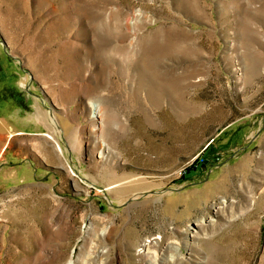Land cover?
<instances>
[{
    "label": "rangeland",
    "instance_id": "1",
    "mask_svg": "<svg viewBox=\"0 0 264 264\" xmlns=\"http://www.w3.org/2000/svg\"><path fill=\"white\" fill-rule=\"evenodd\" d=\"M1 88L0 264H264V0H0Z\"/></svg>",
    "mask_w": 264,
    "mask_h": 264
},
{
    "label": "crops",
    "instance_id": "2",
    "mask_svg": "<svg viewBox=\"0 0 264 264\" xmlns=\"http://www.w3.org/2000/svg\"><path fill=\"white\" fill-rule=\"evenodd\" d=\"M1 90H2V88L0 89V91ZM31 92L32 91L29 90V93H31ZM29 98H31L33 104H38V106H39V104L41 105V108H39V112L38 113L33 114V115H30L31 116L30 123H32L33 126H34V127H31L32 128V131H35V132L36 131H41V132H43L44 130H46L48 132V130L50 128H52L51 127L52 124H54L53 123L54 122L53 121V117H50L49 113H47L46 106L43 105L40 102V97L37 94H35V95L34 94H30L29 97H28V99ZM5 104L6 103H4L3 101H0V112H1V110L4 112ZM49 119L52 122V124L50 123ZM46 125L47 126L50 125V127L47 128ZM34 151H35V153H34L35 156L38 157L40 155L39 152L37 150H35V149H34ZM35 161L36 160H34L33 158H31L30 159V166H28L27 167L28 169H26V172L28 174H30V172H31L32 175H34V176L39 175L40 174L39 171L41 170V169H39L38 166L35 165ZM41 161L44 162L43 159H41ZM209 173H210V171H209ZM209 177H210V175H209ZM188 180H190V179H188ZM201 181L202 180H200V181H195V180L192 181L191 180V181H188V182H182L181 185H179L176 188H173V190H174L172 192L174 194L173 196L175 198H177V197H181V196H184V195H187V194L188 195H192V194H196V193L200 192L202 190V184H200ZM178 204L179 205L175 208V213H174V215L172 217V221L174 223L183 222L186 219H188L187 218L188 215H186V216L184 214L181 215V213H180V211H181L180 206H182L184 208V210H188V209H190V204L188 202H185V201L184 202H179Z\"/></svg>",
    "mask_w": 264,
    "mask_h": 264
},
{
    "label": "built area",
    "instance_id": "3",
    "mask_svg": "<svg viewBox=\"0 0 264 264\" xmlns=\"http://www.w3.org/2000/svg\"><path fill=\"white\" fill-rule=\"evenodd\" d=\"M202 153L203 151L184 159L179 167L172 172V174L177 178H182L185 177L191 169L202 166L206 162Z\"/></svg>",
    "mask_w": 264,
    "mask_h": 264
},
{
    "label": "bare ground",
    "instance_id": "4",
    "mask_svg": "<svg viewBox=\"0 0 264 264\" xmlns=\"http://www.w3.org/2000/svg\"><path fill=\"white\" fill-rule=\"evenodd\" d=\"M56 123H57V121H56ZM222 203L225 205V204H227L228 203V201L226 200V199H223L222 200ZM196 232V231H195ZM197 233V232H196ZM193 235H195V234H193ZM196 236V235H195ZM150 243H151V240L150 239H148V240H146L142 245H143V248H141L140 247V252H143V253H146L151 247H149L150 246ZM143 253H142V255H143ZM68 264H74V261L71 259L69 262H68Z\"/></svg>",
    "mask_w": 264,
    "mask_h": 264
},
{
    "label": "water",
    "instance_id": "5",
    "mask_svg": "<svg viewBox=\"0 0 264 264\" xmlns=\"http://www.w3.org/2000/svg\"><path fill=\"white\" fill-rule=\"evenodd\" d=\"M4 43V42H3Z\"/></svg>",
    "mask_w": 264,
    "mask_h": 264
}]
</instances>
